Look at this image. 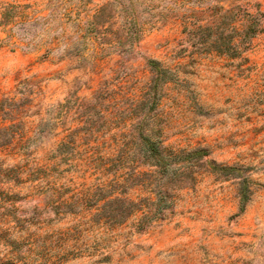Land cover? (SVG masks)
<instances>
[{
	"label": "rangeland",
	"instance_id": "rangeland-1",
	"mask_svg": "<svg viewBox=\"0 0 264 264\" xmlns=\"http://www.w3.org/2000/svg\"><path fill=\"white\" fill-rule=\"evenodd\" d=\"M0 264H264V0H0Z\"/></svg>",
	"mask_w": 264,
	"mask_h": 264
},
{
	"label": "trees",
	"instance_id": "trees-1",
	"mask_svg": "<svg viewBox=\"0 0 264 264\" xmlns=\"http://www.w3.org/2000/svg\"><path fill=\"white\" fill-rule=\"evenodd\" d=\"M246 17L250 20V23L246 26V29L244 30V36L248 37L250 35H255L262 31L261 29V19L262 14H252L250 12L246 13ZM161 170L164 168V163L161 159L157 160Z\"/></svg>",
	"mask_w": 264,
	"mask_h": 264
}]
</instances>
